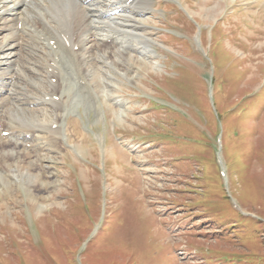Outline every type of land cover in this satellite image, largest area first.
<instances>
[{
	"label": "rangeland",
	"instance_id": "1",
	"mask_svg": "<svg viewBox=\"0 0 264 264\" xmlns=\"http://www.w3.org/2000/svg\"><path fill=\"white\" fill-rule=\"evenodd\" d=\"M148 4L124 112L71 87L81 136L0 184V264H264V0Z\"/></svg>",
	"mask_w": 264,
	"mask_h": 264
},
{
	"label": "bare ground",
	"instance_id": "2",
	"mask_svg": "<svg viewBox=\"0 0 264 264\" xmlns=\"http://www.w3.org/2000/svg\"><path fill=\"white\" fill-rule=\"evenodd\" d=\"M149 5L148 0H0V184L22 179L41 186L48 155L70 142V132L81 136L67 118V110L78 107L71 85L94 105L105 102V114L111 108L116 119L124 112L115 88L133 81L131 61L148 58L154 45L143 21Z\"/></svg>",
	"mask_w": 264,
	"mask_h": 264
}]
</instances>
